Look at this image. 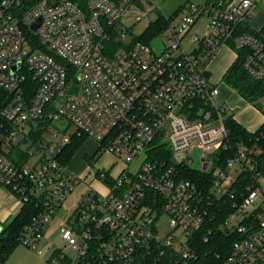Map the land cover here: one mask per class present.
I'll use <instances>...</instances> for the list:
<instances>
[{"label": "built area", "instance_id": "2783aa9c", "mask_svg": "<svg viewBox=\"0 0 264 264\" xmlns=\"http://www.w3.org/2000/svg\"><path fill=\"white\" fill-rule=\"evenodd\" d=\"M142 2L1 0L0 87L12 99L1 114L8 128L0 136V183L22 205L32 199L39 206L20 242L41 254L48 223L81 181L60 161L76 137L97 144L90 164L105 153L115 162L94 175L105 192L91 188L60 225L64 248L53 251L50 264H198L195 238L209 231L218 218L214 206L223 198L232 209L220 227L235 240L217 264H264V173L256 158L264 151L231 143L225 125L230 108L217 102L220 91L209 72L226 47L247 50L245 70L264 78V32L240 26L255 28L253 12L264 0L192 3L158 36L165 40L160 53L142 41L124 44V21H141ZM202 16L208 23L192 34ZM113 37L123 47L108 48ZM60 61L73 67L71 76ZM28 78L38 84L31 100ZM73 86L78 91L71 95ZM61 120L69 123L63 130L56 127ZM37 131L50 135L35 142L31 135ZM23 141L29 160L18 166L9 156ZM161 147L168 157H158ZM198 149L204 151L200 172L211 179L207 194L179 173ZM225 152L232 153L226 160ZM229 169L240 174L224 191ZM242 177L245 183L235 187ZM166 216L167 230L160 232L157 222Z\"/></svg>", "mask_w": 264, "mask_h": 264}, {"label": "trees", "instance_id": "16d2710c", "mask_svg": "<svg viewBox=\"0 0 264 264\" xmlns=\"http://www.w3.org/2000/svg\"><path fill=\"white\" fill-rule=\"evenodd\" d=\"M213 1L214 0H207L206 4L212 3ZM23 11L24 10H21L20 12L22 13ZM177 14L178 12H176L173 16H176ZM172 19V17L166 18L161 16L156 22L152 23L145 31L143 36L137 40L150 44L154 38L161 35L168 28ZM240 26L241 29L250 33H259L257 32L256 28H252L249 25V22L241 24ZM261 32H264V27L262 28ZM27 34L31 38H36V36L30 31H28ZM107 47L117 50V48L123 47V44L113 37L110 39V42L107 43ZM42 49L47 53H51L46 49V47H42ZM247 54V50H241L237 52L235 61L223 76V82L234 89L249 104L264 113V78L261 80H256L245 70ZM60 63L67 68L70 76L74 73L73 67L67 65L63 61H60ZM24 86L28 90V99L31 100L35 95L38 84L31 78H28ZM11 99L12 94L0 87V136L4 134L8 128L7 122L3 119L1 114ZM225 125L230 133L232 144H245L251 148L264 151V124L258 131L252 133L244 128L240 123H238L233 114L226 113ZM44 135L45 133L37 131L32 133L31 138L33 141L38 142L44 138ZM85 142V138L76 139V137H74L71 142L63 149V152L60 156L61 163L68 165L85 144ZM21 143H25V141L14 145L9 156L10 161L18 166H24L29 160V156L24 152ZM159 153L161 154L158 156L159 158L168 157L165 155L166 149L164 147H161ZM231 154V152H225L223 153L222 158L226 160L229 156H231ZM256 156L258 162L257 169L258 171H262L264 173V152L259 153ZM90 159L91 158H88L87 160ZM179 169V173L183 178L197 184L199 189L204 194L209 192L211 187V179L208 175H206V173L193 170L189 166H180ZM244 179V177H242L241 180L239 179L236 182L235 187L245 183ZM232 188H234V186H232ZM231 209L232 207L230 201L226 200L225 198L216 202L213 210L216 212L218 218L209 223V231H207L205 234H203V232L199 233L195 238V249L196 254L198 255V264H217L229 254L230 248L235 238L228 235L220 227V225L223 223L226 216L231 212ZM38 211L39 206L34 200L31 199L22 205V209L17 216H15L9 222L2 224L3 230L0 233V264H5L13 251L18 245L21 244L20 234L22 230L32 221L33 217L38 213ZM205 235L208 237L207 240H205Z\"/></svg>", "mask_w": 264, "mask_h": 264}, {"label": "rangeland", "instance_id": "374dc122", "mask_svg": "<svg viewBox=\"0 0 264 264\" xmlns=\"http://www.w3.org/2000/svg\"><path fill=\"white\" fill-rule=\"evenodd\" d=\"M151 2L152 5L142 2L141 7L143 13L141 16V21H136L135 19L124 21V25L129 28V32L127 33L124 44L140 39L148 27L152 23L156 22L161 16L170 18L176 12H178V16L176 15L177 17L175 18L178 19L181 17V15H184L188 12L192 3L205 5L207 0H151ZM258 8L261 9V12L259 11L257 14H255L252 19L257 26H261L264 23V5L259 4ZM208 21V18L202 16L199 22L192 29V34L202 32L201 30L204 29ZM164 42L165 40L163 37H157L154 38L150 44L156 53H160L164 47ZM227 59L228 61H233V55L227 57ZM215 70H212L213 80L216 76ZM221 82H223V79L220 81V83ZM217 102L219 103L218 100ZM68 125V122L61 120L59 123H57L56 127L59 130H63ZM73 131H75V126L71 127L70 132L72 133ZM49 135L50 132L45 133L44 136L49 137ZM25 147L26 146H23V148ZM96 148L97 144L95 141L88 139L70 162V170L76 174L81 179V181H79L74 190L67 196L63 206L56 213L54 218L48 223L42 245L39 248L41 250V254H38L31 248L20 244L13 251L5 264H50V258L53 251L58 248H64V243L60 236V225L67 222L69 216H71L72 212L76 209V206L79 204L83 195H85L91 188H94L100 192H105L103 183L94 177V175L99 169L111 168L115 162V157L113 155L105 153L101 157H98L94 164H90V160H86L84 156L87 153L90 156L93 155L96 151ZM203 153L204 151L199 149L193 153L191 156L192 161L189 164L191 169L198 171L201 170V158ZM29 163H31V161ZM121 166L122 164L119 163L114 165L112 169L114 172H117ZM227 173L229 174L227 178L228 180L222 185V189L224 191H227L231 188V181L237 180L240 174L239 171L231 169H229ZM259 184L262 188H264V176L260 178ZM219 195L221 196L222 192H220ZM168 222L169 218L167 216L162 217V219L157 222V228L160 230V232H165L167 230Z\"/></svg>", "mask_w": 264, "mask_h": 264}, {"label": "crops", "instance_id": "0c3cea01", "mask_svg": "<svg viewBox=\"0 0 264 264\" xmlns=\"http://www.w3.org/2000/svg\"><path fill=\"white\" fill-rule=\"evenodd\" d=\"M260 10L261 9L256 8L253 12V16ZM251 22L252 25L257 29L264 27V23L261 26H257L256 23L253 22V19ZM231 54L233 55V61H228L227 57L232 56ZM236 57L237 53L235 51L226 47L222 48L210 63L209 72L212 82L216 86L218 85L217 87L220 91L218 96L219 103L227 105L230 108V113L234 115V118L237 120V122L248 131L254 133L258 131L264 124V113L249 104L230 86L223 82L220 83L227 70L235 61ZM212 70H215L216 76L214 80L212 78ZM89 157L90 155L88 153L84 156L86 160ZM69 165L70 163L68 164V167ZM21 209L22 203L18 196L0 183V224H5L12 220L19 214Z\"/></svg>", "mask_w": 264, "mask_h": 264}, {"label": "water", "instance_id": "95a60500", "mask_svg": "<svg viewBox=\"0 0 264 264\" xmlns=\"http://www.w3.org/2000/svg\"><path fill=\"white\" fill-rule=\"evenodd\" d=\"M50 1H51V0H50ZM144 1H146V3H148V4H150V2H148L147 0H144ZM40 24H41V19L38 20L36 23L33 24V26L31 27L32 31H33V32H36V30L38 29V27L40 26ZM77 91H78L77 86H73V87H71V88L69 89L68 93L71 94V95H74V94L77 93ZM208 167H209V165L206 164V165L204 166V170H207ZM2 230H3V226L0 225V233L2 232Z\"/></svg>", "mask_w": 264, "mask_h": 264}]
</instances>
